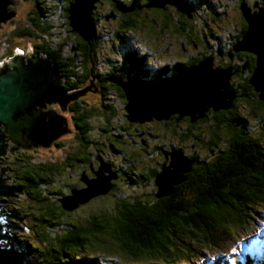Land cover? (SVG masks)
I'll return each instance as SVG.
<instances>
[{"label": "trees", "instance_id": "1", "mask_svg": "<svg viewBox=\"0 0 264 264\" xmlns=\"http://www.w3.org/2000/svg\"><path fill=\"white\" fill-rule=\"evenodd\" d=\"M73 1L65 0L61 16L63 24L70 23L68 10ZM107 3H102L101 8L104 9ZM54 6L50 4L45 8L53 9ZM142 6L139 1L132 15L116 21L117 30L112 31V39H116L122 31L140 35L146 30L144 39L149 49L151 37L145 27L164 24L166 30L161 35L171 34V28L167 26L173 24V11L162 14L167 18L153 21L145 16ZM97 11L92 13L95 22L104 19L102 10ZM47 13H50L48 19H54L51 10ZM218 23L222 24V20ZM245 26L247 28L248 23L245 22ZM220 33L219 25H214L202 36L213 53L218 44L223 47L224 38ZM37 34L42 36L43 41L33 47L45 53L66 77V84H72L71 89L77 90L69 74L75 73L71 68L73 59H68L71 56L66 55L64 50L54 52L53 43L45 46L47 34L44 30L37 31ZM35 35L33 33L30 37L33 43L37 42ZM74 43L78 47L85 44L86 48L94 44L92 62L95 66L98 64L100 44L95 41L88 44L83 39ZM20 48L27 52V48ZM17 50L13 47L10 59ZM122 50L120 60L131 63L138 61L142 64L148 57V51L141 52L137 48L133 51L124 47ZM88 63L87 59L85 64ZM224 64V59H219L216 66L219 70L234 68L233 63ZM256 67L257 62L254 65L247 60L245 73L234 69L236 79L233 77L231 87L237 96L230 109H210L203 118L193 123L190 120L191 124H186V127L178 125L177 130L170 133L173 137L158 143L169 151L171 148L182 151L192 161L191 171L185 174L186 180L163 197L158 196L156 184L160 167L143 169L139 159L129 158L128 165L121 167L122 179L113 192L109 191L88 206L80 205L74 211L63 209L60 200L71 196L75 189H83L82 176L91 175L90 164L96 154L101 153V148L94 145L96 127L93 128L92 121H88L89 112L101 113V109L102 117L109 118L108 108H111L94 93L98 100L90 103L92 109L84 103L73 105L72 125L76 132L72 137L77 142L73 146L75 148L62 153L53 162L36 163L31 155L28 165H33L31 168L37 175L29 172L24 181L19 180L25 185L30 180H43L46 185H51V193L57 197L54 207H46L51 216L38 217L46 223V228L41 227V231L34 232L35 235L33 228L36 226L30 210L25 213V229L32 224L29 225L32 232L26 236L28 243L24 245L31 246L42 264H205L209 260H201L203 250L209 254L216 253L215 258L224 260L226 264H264V101L249 83ZM86 78L84 73L78 76L79 84ZM66 84H63L64 90H67ZM260 119L262 126L254 128L253 125L258 124ZM63 141L57 143L63 147L66 145ZM188 141L193 143L189 145ZM169 142L173 144L171 147ZM156 151L153 147L150 152L156 154ZM44 209L41 206L38 210L42 213ZM233 239L234 244L225 247Z\"/></svg>", "mask_w": 264, "mask_h": 264}, {"label": "flooded vegetation", "instance_id": "2", "mask_svg": "<svg viewBox=\"0 0 264 264\" xmlns=\"http://www.w3.org/2000/svg\"><path fill=\"white\" fill-rule=\"evenodd\" d=\"M5 1L8 4L7 14H10V16L13 17L7 22L1 23L0 26L6 23H11L13 25L10 33V35L13 36L11 41H14L15 38L23 37V40H27L29 44L28 46L31 48V50H28L29 48L27 49V52H30L29 54L34 56L39 54L46 55L45 53H40L41 51H36L35 47H37V44H41L43 41L42 36H39L37 31L42 32L44 30V33L47 34L44 43L45 46H47L50 43L48 35H52L53 30L57 33V27L60 26L61 28V26L64 25L61 22L58 26L53 24L52 20L47 18L50 14H48L47 11L51 10V14L54 15L55 10L57 9L58 13L56 14V17L58 18V14L62 16L65 8V0H56L54 8L52 9L51 7L48 8V10H46L45 6L43 9L42 0ZM106 1L110 2L107 3ZM139 1L143 4L142 9L146 12L145 16L153 21H160L165 18L166 15L162 16L165 12L170 11L169 13H171L173 11L175 13L172 26H167V28H171V34L161 35V33L166 30V28L163 27L164 24H162L163 26H157L156 24V26L152 27L154 34L147 30L149 31L148 36L151 37V48L149 47L151 52L147 50L148 57L142 64L138 61L131 63L128 60L127 61L129 63H127L125 60H120L121 56L118 62L110 64L108 63L107 58L102 61L101 64L104 69L103 71H100L98 64L95 66L92 62L94 44L88 45L90 46L89 48H86L87 45L85 44L82 45V47L75 46L76 44L74 42H78V40L82 39V37L77 32L72 30L70 23H68L66 28V34L65 31L61 29L60 32L57 33L59 36H56V39L54 40L56 44L54 45L53 43L52 45L54 47V52L61 53L64 50L66 55L71 56L68 59H73L74 62L71 68L75 71V73L69 74L71 82L78 87L77 90L71 89L73 88L71 86L72 84H66V77L64 78L59 68L54 65L55 63L53 62V64L51 62L55 69L63 77V84H66L67 87V90L65 89L66 92H68V94H74L80 90H85V93L82 92V94L84 93L83 95H80L77 99H72L71 102L68 103L66 113L69 112L72 114V106L75 104H88L87 108L92 109L90 101L87 99L88 95L91 93L96 94L101 102L104 100L102 103L108 104L111 107L108 108L109 118L102 117L104 114L101 109H99L101 113L96 112L93 114L89 112L88 121H92L93 128L96 127V130L94 131L97 136L94 138L96 143L94 145H96L97 148H101V153L96 154L93 158V161L90 164L91 175L88 178L95 179L96 172H98L104 164L108 165V167L115 172V176L111 181L112 190L110 191L112 192L116 185L121 181V167L128 165L127 163L130 161L129 158L139 159L143 169H149L150 167L151 169H154L160 167L161 172L164 165L170 164V153L177 150L169 148V151L166 147H163V145L158 143L166 142L169 139V136L173 137L170 133L177 130L178 125L179 127H186V124H191L189 123L190 120L192 123L196 121L189 116L182 115H172L169 119L162 120L153 119V121L149 123L152 124L150 127L143 125L146 123L132 121L128 118L126 110L128 97L126 92L120 86V83L125 84L129 81V79L133 78H141L147 81L166 79L175 73L195 66L206 59H213V66L215 68H218L216 64L219 59H224V65L233 63L234 68L227 69L231 70L233 75L236 73L234 72V69L242 70V72L245 73L247 70V60L254 63V65H256L257 62V58L253 53L247 51H234L235 44L241 40L247 28L238 38L232 36H229L228 39L224 38L222 41L224 43L223 47L221 45L218 46L215 53L208 49L210 45L205 42L202 36L203 34H207L205 32L209 29L208 25H219L218 21L220 20V14L217 13L216 15L213 10L208 7L207 0H185V4L189 6L188 8L186 5L187 12L191 13V17L187 16L185 13L186 9H182L174 5L171 0H159V2L164 1V3L160 5L150 4L147 0H124L123 4L125 6L118 3V0H102L98 6H94L93 12H96L97 10V12H99L100 9H102V3L108 4L107 6L109 8V12L106 14L104 19H100L97 23L100 24L102 20H106L107 17L109 18L108 20L111 19L117 21L123 17L125 18L132 15L134 11H130L131 4L134 2L138 4ZM246 6L248 5L246 4ZM250 9L251 11L257 10L254 7H251ZM206 16L212 19L211 24L206 22ZM48 21L49 24L47 25ZM33 33H36V43L30 41V37ZM190 37L192 38L190 39ZM101 39H103V36L95 42L100 44L103 42ZM122 45H124V47L134 46L138 49V51L143 52L140 46L135 45L130 38L125 39ZM134 47H128L127 50L136 49ZM87 59L89 60V63L85 64ZM116 63L118 64L114 65ZM186 65H188V67H186ZM160 68L162 69L158 71ZM82 73L87 75V78L79 84L78 76L82 75ZM233 77L234 76H232V79ZM234 79H236V77H234ZM53 105H55L56 108L58 107L57 112L61 113V115L58 116H61L64 119L65 113L61 112L59 104H52V109L55 110ZM107 120H109V122ZM67 125H69L68 121L67 119H64V124L60 128L59 132H72V130L67 128ZM107 126L108 128L104 129ZM172 145V142H169V146L171 147ZM153 147L154 150H157L156 154H152L150 152ZM85 187L86 186L84 184L83 188Z\"/></svg>", "mask_w": 264, "mask_h": 264}, {"label": "water", "instance_id": "3", "mask_svg": "<svg viewBox=\"0 0 264 264\" xmlns=\"http://www.w3.org/2000/svg\"><path fill=\"white\" fill-rule=\"evenodd\" d=\"M98 1L100 0H74L68 10L72 30L88 43L98 39L92 16L94 4ZM85 2L87 8L80 6ZM173 2L174 5L178 4ZM179 2L183 4V0ZM185 5L183 4L186 9ZM7 7L6 1L0 0V24L13 17L7 14ZM178 7L182 8V5L179 4ZM187 7L189 8L188 5ZM255 7L259 11L252 14L246 4L241 6L248 29L235 44L234 51H247L256 56L257 67L249 83L264 101V51L252 43L254 21L264 14V6L257 4ZM134 10L135 8L130 9ZM213 64V59H206L166 79L147 81L133 78L125 84L120 83L128 97V118L140 123L169 119L172 115L189 116L197 120L204 117L210 109H230L237 96V92L231 87L233 73L214 69ZM84 91L68 94L63 88V77L46 55L13 56L0 66V135L5 133L19 145H49L64 124L63 117L58 116L61 113L53 110L52 104L58 103L59 107L61 105L64 110H60L64 113L68 103L83 95ZM42 107L48 108L50 112H43ZM61 134L62 132L58 133ZM2 143L0 141V156L5 153V145ZM170 155V164L164 165L156 177L159 197L169 195L175 186L186 180L185 174L191 171L192 161L182 151H174ZM114 176L115 172L106 164L96 172L95 179L82 176L86 187L75 189L71 196L62 198L60 202L63 209L74 211L92 198L107 194L112 190L111 181ZM15 191L16 188L0 184V195H10ZM4 216L9 214L0 211V264H34L28 258L26 247L17 249L4 244V232L8 227V223L3 220Z\"/></svg>", "mask_w": 264, "mask_h": 264}, {"label": "rangeland", "instance_id": "4", "mask_svg": "<svg viewBox=\"0 0 264 264\" xmlns=\"http://www.w3.org/2000/svg\"><path fill=\"white\" fill-rule=\"evenodd\" d=\"M42 1H43L42 7L44 9V6H50V4H53L54 6V3L56 0H42ZM183 1L185 2V0ZM207 1H208L207 3L208 7L212 9L216 15L217 13L220 14L219 18L222 20V24H219V29L221 32L220 36L225 39H228L229 36L238 38L242 34V32L246 29V26H245L246 21L244 20V15L241 13V8H240L242 4H247L248 5L247 8L250 11H251L250 9L251 7H254L255 9H257L255 7V5L257 4H259L260 7L264 6V0H207ZM123 2L124 0H118V3H120L122 6H125ZM134 3H132L131 6ZM100 10H102L103 14H107L109 12V8L107 5H104V9H100ZM255 11H251V12H255ZM57 13H58V10L56 9L55 14H54V19H52L53 24H56V26H58L60 22L61 23L64 22V18L61 17L59 14H58V18L56 17ZM187 16L191 17V13L189 12ZM21 21H24V20H21ZM102 21H103V24L97 23V27H98L97 33L100 32V35H104V42L100 43V51H99L100 56L98 58V66H99L98 68L100 71H103L104 69V67L101 64L102 61L108 58V63L110 64H112L113 62H117L122 52L121 47H124V45H122V41L120 37H117L116 39L114 38L112 39L111 37L112 31L116 30L117 28L116 21L110 19V21L108 22L107 18L106 20H102ZM206 22L211 24L212 19L206 16ZM242 22H244V25ZM67 26L68 24L62 25L61 28L60 26H58L57 33H59L61 29H63V31H65V34H66ZM12 28H13V25L11 23H6L0 26V61L2 62L0 66L7 60V59L6 60H3V59L9 58V56L12 53L13 47H14V50L16 48L19 50H22L20 46L22 48L25 47V49L29 48V46L26 45L28 41L27 40L24 41L23 37L14 39L13 42L18 45L14 46L15 44L11 43V39L13 38V36L10 35ZM208 28L213 29L214 25H208ZM145 29L149 30L151 33H154L152 28L145 27ZM207 31L208 29L206 30L205 33H207ZM145 32L146 30H144V33ZM57 33L53 30V34L48 35V39L50 40V43H54V45L56 44V42H54V40L56 39V36H59V34ZM125 36L129 37L133 42L134 41L138 42L140 44V48L143 51L146 52L148 50L147 42L143 43L142 41L138 40L139 38L136 39L128 34ZM116 41L118 43H116ZM210 44H212V42ZM216 44H218V42L214 44L215 47L217 46ZM218 46H220V44H218ZM128 47H133V46H128ZM19 50H17L16 53H20ZM28 50H31V48H29ZM29 53L30 52H26L25 56L29 57L30 56ZM231 81H233V79ZM87 99L88 101H90V103H93V101L98 100L97 96H94L93 94H89ZM60 109L63 112L64 109L61 105H60ZM42 110L45 113L50 112L48 108L42 107ZM55 110L58 111V108L55 107ZM65 116L67 117V121L70 124V126L67 125V128L70 130L72 128V132H64L61 135H58L59 133L58 132L56 135L57 137L47 146L40 147V146H35V145L27 144V143H25V145H19L13 142L7 135H5V133H2L4 135H0V138L3 139V142L5 144V148H4L5 153L0 156V182L1 181L6 182V185H5L6 187L16 188V191L10 195H0V203L2 204V206H0V211L9 214V216L3 217V220L8 223V228H6L4 232L6 235V240H3L4 244L11 243V245L12 244L14 245L17 241L23 244L28 243L25 240H26V236L32 232V229L29 226L32 224L27 225L28 229H25L26 228L25 213L28 214L29 210H30L31 216L34 219L35 226H36L35 228H33V235H35L34 232H38L41 227L46 228L45 227L46 223L38 220V217L43 216V215L51 216L49 212L47 211L46 207L52 208L55 206L54 201L57 199V197L55 196V194L51 193L53 188L51 187V185H46L43 182V180L42 181L30 180L26 182V185L25 183L21 184L19 180L22 179V181H24V178L27 175H29V172H34L36 174V171L33 170V168H31L33 167V165L32 164L28 165L29 160H30L29 158L31 157V155L34 157L32 160L36 163L53 162V161L58 160V158L60 157V155H62V153L64 154V152H66L67 150H71L75 148L73 146H75L77 142L73 141L74 139L72 135L74 132H76V130H74V127L72 125V114L68 112L65 114ZM262 118L263 116L261 117V119ZM261 119H260V122L258 121L259 123L257 122L258 124L253 125L254 128L256 127L260 128L262 126ZM150 122L151 121L143 125H145L146 127L148 126L150 127L149 125ZM263 122H264V119H263ZM63 139L65 140L63 142H66V145L61 147L57 142H62ZM192 143H193L192 141L190 142L188 141L189 145H191ZM181 144H184V143H181ZM22 186L24 188H22ZM54 187L57 188V186H54ZM63 190H67V189H63ZM103 197L104 196L94 197L90 201H88L86 204L84 205L82 204V205L88 206L92 204L94 201H98L99 199ZM41 206L45 207L44 212L42 213L41 211L38 210L41 208ZM21 209H23L24 211L20 212L22 211ZM262 214H264V211L262 212ZM36 223H39V225H36ZM22 226H24V229H22ZM47 234L49 233L47 232ZM233 244H234V239H233V242L231 241L229 244L225 245V247H229L230 245H233ZM29 251H30L29 260H32L31 261L32 263L36 262L38 264H42L40 262V259L37 257V254L32 250V248H30ZM202 252H203L202 253L203 257H201L202 261L203 259H208V260H214L215 264H226L224 263V260L215 258L217 255L216 253L209 254L207 253L206 250H203ZM255 254L258 255V253H255Z\"/></svg>", "mask_w": 264, "mask_h": 264}, {"label": "clouds", "instance_id": "5", "mask_svg": "<svg viewBox=\"0 0 264 264\" xmlns=\"http://www.w3.org/2000/svg\"><path fill=\"white\" fill-rule=\"evenodd\" d=\"M102 0H100V1H98L97 3H95L94 4V6H98L99 5V3L101 2ZM148 1V0H147ZM88 2H89V0H88ZM171 2L174 4V2L171 0ZM162 3H164V1H160V2H157V3H152V4H157V5H160V4H162ZM183 4L185 5V2L183 1ZM135 6H136V4L134 3L133 4V6H131V8H135ZM176 6H179L178 4L176 5ZM186 6V5H185ZM223 6V5H222ZM242 6V5H241ZM241 6H240V8H241ZM130 8V9H131ZM185 13H187V14H189L188 12H186L185 11ZM104 17H105V14H104ZM95 20V19H94ZM107 21L109 22L110 20H108L107 19ZM246 21V20H245ZM247 22V21H246ZM96 23V31H98V27H97V22H95ZM103 24V23H102ZM72 28V27H71ZM248 28V27H247ZM116 30H117V28H116ZM118 33V32H117ZM130 35V36H132V37H134V38H136V39H138V40H140V41H142L143 43H146L145 42V39H144V36L146 35V33H144V34H140V35H138V34H134L132 31H122V32H120L119 33V35H116L117 37H120L121 38V41H122V43H123V41H125V39H128L129 37H126L125 35ZM100 32H98L97 33V36H98V39H100V37L101 36H103V39H101V40H103V42H104V35H100ZM116 37V38H117ZM96 41V40H95ZM133 43H135V45H138V46H140V44L138 43V42H133ZM134 47V46H133ZM126 48V47H125ZM134 48H136V47H134ZM122 49H124V47H121V50ZM19 50V49H18ZM149 50V49H148ZM20 51V53H16L15 55H17V54H23V55H26L25 53H26V51H24V50H19ZM125 51V50H124ZM122 52H123V50H122ZM122 52H121V54H122ZM145 52V51H144ZM121 54H120V56H121ZM32 55V54H31ZM34 56V55H33ZM47 56V55H46ZM118 61H119V59H118ZM214 69H218V68H215L214 67ZM229 71H231V70H229ZM232 72V71H231ZM63 76V75H62ZM64 77V76H63ZM55 106H53V108H54ZM52 108V107H51ZM58 108V107H57ZM65 114H66V112H64ZM64 119L66 120L67 119V117L65 116L64 117ZM153 121V120H152ZM149 122V121H148ZM145 123H147V122H145ZM69 124V123H68ZM69 126H70V124H69ZM64 132H66V131H63L62 133H64ZM177 151H179V150H177ZM176 151V152H177ZM4 183V184H2V183ZM0 182V184L2 185V186H4V187H6L5 185H6V182H4V181H1ZM0 206H2V204L0 203ZM8 228V227H7ZM4 240H6V237H5V239ZM7 245L8 246H10L11 245V243H7ZM12 246H14V247H16L17 249L18 248H20V247H26L25 249H26V251L28 252V258H29V256H30V248H31V246H30V248H27V246L28 245H24L23 243H21V242H19V241H17L14 245L12 244ZM30 261H32V260H30ZM34 264H38V263H34ZM205 264H215V261L214 260H209V261H205Z\"/></svg>", "mask_w": 264, "mask_h": 264}, {"label": "bare ground", "instance_id": "6", "mask_svg": "<svg viewBox=\"0 0 264 264\" xmlns=\"http://www.w3.org/2000/svg\"><path fill=\"white\" fill-rule=\"evenodd\" d=\"M172 1L178 2L179 0H172ZM148 2L150 4H152V3L159 2V0H148ZM86 4H87L86 2L85 3H81L80 6H82L83 8H87V5ZM179 4H181L182 5V8L185 9L182 3H179L178 2V5ZM258 11H259V9H257L256 12H258ZM251 13L253 14L255 12H251ZM253 31H254V33L252 35V43H254V45H256L258 47H261L262 48V51H264V14H262L259 18H257V20L254 21ZM0 141L3 142V139L0 138ZM1 148H2V145H0V149Z\"/></svg>", "mask_w": 264, "mask_h": 264}]
</instances>
